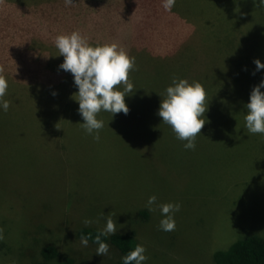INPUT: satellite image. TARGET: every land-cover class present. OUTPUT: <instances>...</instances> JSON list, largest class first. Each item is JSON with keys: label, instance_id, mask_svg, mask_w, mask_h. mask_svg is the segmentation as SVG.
<instances>
[{"label": "rangeland", "instance_id": "374dc122", "mask_svg": "<svg viewBox=\"0 0 264 264\" xmlns=\"http://www.w3.org/2000/svg\"><path fill=\"white\" fill-rule=\"evenodd\" d=\"M253 1L257 6L250 0H176L159 29L164 53L141 49L148 50L141 69L147 78L162 61L166 73L157 83L144 82L136 62L138 70L130 73L135 90L125 97L129 113L101 111L104 127L96 141L80 125L74 76L60 68L64 57L55 38L84 30L91 31L85 36L92 45L102 44L92 38L121 25L116 15L128 7L121 0H73V6L0 0V65L12 89L4 97L8 111L0 106V264H31L47 243L73 256L74 264H117L114 247L96 255L98 246H82L76 234L84 226L103 229L113 211L118 231L146 246L145 264H215L213 253L243 231L264 236V134L248 133L244 119L252 85L264 81V69H254L257 79L250 71L256 59L264 63V6ZM160 5L139 0L140 11L130 14L133 31L150 30L149 20L155 27ZM170 26L181 40L163 39ZM128 30L127 24L124 35ZM174 76L201 82L208 93L207 122L195 150H186V141L158 115ZM38 94L64 99L59 110L78 109L57 119L45 109L55 102H40ZM219 128L221 134H213ZM152 195L158 204L181 205L174 231H162L159 208L146 207Z\"/></svg>", "mask_w": 264, "mask_h": 264}, {"label": "clouds", "instance_id": "9594fccd", "mask_svg": "<svg viewBox=\"0 0 264 264\" xmlns=\"http://www.w3.org/2000/svg\"><path fill=\"white\" fill-rule=\"evenodd\" d=\"M65 6H73V0H64ZM176 0H163V8L171 12ZM264 6V0H260ZM55 46L59 55L64 57L60 68L74 76L78 92L73 98L79 103V113L84 123L81 127L88 135H94L96 141L100 140L99 132L104 127V121L98 119L101 111L109 112L114 116L123 112L129 113L125 97L135 90L130 80V73L138 70L136 57L129 54L128 50L117 42L92 45L89 39L79 30L68 34H60L55 38ZM256 70L264 69V63L259 59L254 61ZM5 68L0 65V106L8 111L11 102L4 97L9 87L4 75ZM255 74V73H253ZM264 81L255 86L247 103L245 127L250 134H264ZM205 86L198 81L189 82L188 79L173 77L172 84L166 88L162 98L158 115L164 124L171 126L177 139L186 141V150H195L196 138L206 124L204 115L208 110ZM58 127V125H57ZM146 207L155 212L159 208L164 217L159 224L162 231L170 232L176 229L175 213L181 208L179 203H157V196L148 198ZM116 213L113 211L106 216V226L95 236L94 243L98 245L96 255L106 256L110 246L102 237L114 236L118 232L114 220ZM100 218H105L101 213ZM99 222V218L97 220ZM93 221L85 219L84 224L90 225ZM126 225H121L120 228ZM3 229H0V240ZM91 234L81 235L80 243L87 247ZM147 249L143 244H137L133 250L123 257V264H145L149 259Z\"/></svg>", "mask_w": 264, "mask_h": 264}, {"label": "trees", "instance_id": "16d2710c", "mask_svg": "<svg viewBox=\"0 0 264 264\" xmlns=\"http://www.w3.org/2000/svg\"><path fill=\"white\" fill-rule=\"evenodd\" d=\"M157 1L161 3L159 12L162 15H161L160 20L154 21L156 22L155 27L150 25L152 20L148 21L150 30L145 29V27H140L138 31H133L134 22L132 20V23H131L129 19H130L131 11H133V13H138L140 11V9L137 7L139 0H121L119 4L124 6L125 9H126V6L128 7L126 10L119 11L118 14L116 15V17L118 16V20L122 21V24L117 25L115 29L114 28H108L106 30L102 29L106 31V34L100 37H94L92 39L100 41L102 44L117 42L122 47H124L126 50H128V52H130V55H132L133 53H136L134 56L136 57L137 64H138V61H140L141 63V65L138 64L139 70L141 72V69H143L142 67L143 57L145 53H148L147 49L143 53L141 51L142 48L148 46V49L150 51H154L159 54L164 53V51L158 47L159 29L161 25L165 24V17L170 12H167L164 10L162 6L163 0H157ZM250 2L253 5H256V3L253 0H250ZM127 24L129 25V30L124 35L126 28H127ZM155 31H157V36L154 35ZM170 31H171V34L163 39L171 41L172 43L175 40H181V38L174 37L172 26H170ZM259 31L264 32V29L260 28ZM90 32L85 33V31L83 30L82 34L83 35L89 34L90 36ZM152 38H155V39L152 40L150 43H148L147 40L152 39ZM107 40H110V42H107ZM162 44L164 47L165 44L163 40H162ZM137 54H139V57L137 56ZM254 69H256L255 64L252 65L250 69L252 74H253ZM165 73H166V69L164 70V61H162L160 65L158 66V71L155 75L152 74L153 75L152 77L147 78L145 75H147L148 72L143 70L141 72V76H142V79H144V82L157 83L156 81L157 78L161 80L162 76H164ZM253 75L257 79L258 73L253 74ZM236 78H238V74L236 75ZM68 79H71V75L68 76ZM255 86H257L256 83L252 85V88L250 90H253ZM75 89L78 91L77 86H75ZM10 92H12V89H9L7 91V93H10ZM12 95H15V93H12ZM35 97L40 102H42L45 98H49L52 100L51 98L52 96L48 94H38L37 96L35 95ZM63 100L64 99L52 100L55 103L52 106L45 108V109L50 110L48 115H50L51 112H53L56 114L57 119H58L61 115L65 113H69L70 111L74 109H78L77 107H74V108H70L66 110H59L61 106L64 108ZM151 105H152V108H154L155 105H157L155 104L154 98H153V102L151 103ZM215 117H219V116L215 114ZM221 132H222V128H219L218 132L216 130L214 131L213 134H217V136H219ZM209 134L211 133H208V135ZM15 153L18 154V151L17 152L15 151ZM101 230L102 229L98 227L84 226V227L79 228L76 234L78 237H81V235L91 234L92 238L89 240V242L97 245L96 243H94V239H95V236L99 234ZM243 234L244 235H242V237L234 240V242H232L231 245L227 249H219L213 253L212 258L215 264H264V236L254 232V230L243 231ZM102 240L105 243H108L109 246L114 247L120 253L119 254L120 258L117 259L118 261L117 264H123V257L127 255L131 250H133L134 247L138 244V241L135 235L131 232L118 231L116 235L114 236L102 237ZM72 257H69V253L62 254L61 250L56 246V244L47 243L41 249V258L37 261L35 260L31 264H74L75 261Z\"/></svg>", "mask_w": 264, "mask_h": 264}, {"label": "bare ground", "instance_id": "6f19581e", "mask_svg": "<svg viewBox=\"0 0 264 264\" xmlns=\"http://www.w3.org/2000/svg\"><path fill=\"white\" fill-rule=\"evenodd\" d=\"M39 176V175H38ZM55 176V175H54ZM52 177V176H51ZM48 180V179H47ZM61 180V179H60ZM67 180V179H66ZM51 182V181H50ZM46 183H47V181H46ZM79 184V183H78ZM54 185V184H53ZM56 187V186H55ZM56 190V189H55ZM58 190V189H57ZM53 196V195H52Z\"/></svg>", "mask_w": 264, "mask_h": 264}, {"label": "crops", "instance_id": "0c3cea01", "mask_svg": "<svg viewBox=\"0 0 264 264\" xmlns=\"http://www.w3.org/2000/svg\"><path fill=\"white\" fill-rule=\"evenodd\" d=\"M130 20V22L132 23V19H129Z\"/></svg>", "mask_w": 264, "mask_h": 264}]
</instances>
